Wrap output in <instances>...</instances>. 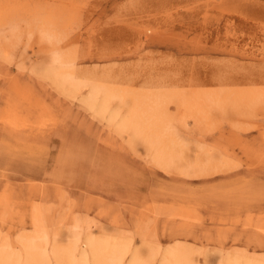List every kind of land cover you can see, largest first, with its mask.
Listing matches in <instances>:
<instances>
[{
    "label": "rangeland",
    "instance_id": "obj_1",
    "mask_svg": "<svg viewBox=\"0 0 264 264\" xmlns=\"http://www.w3.org/2000/svg\"><path fill=\"white\" fill-rule=\"evenodd\" d=\"M56 53L75 87L46 72ZM91 82L172 98L179 162L132 145L117 130L129 108L97 112ZM40 208L49 253L62 225L78 244L144 240L149 264L177 249L264 261V0H0V251L26 255Z\"/></svg>",
    "mask_w": 264,
    "mask_h": 264
},
{
    "label": "bare ground",
    "instance_id": "obj_2",
    "mask_svg": "<svg viewBox=\"0 0 264 264\" xmlns=\"http://www.w3.org/2000/svg\"><path fill=\"white\" fill-rule=\"evenodd\" d=\"M46 72L59 86L68 88L77 85L70 60L65 55L56 53L52 59L51 67ZM89 85L92 87L91 96L94 98L90 97L88 104L100 114L104 115L109 111L110 102L114 98H119L121 104L129 108L127 116L118 122L117 130L123 135H128L132 145H139L141 139L149 147H154L161 165H175L179 162L181 146L176 125L185 123L182 122L183 119L179 115L174 116L167 111L168 101L171 102L172 98L147 93L133 95L97 82H91ZM194 100L175 101L178 103H176L178 108L183 104L195 120H207L208 117L202 115L208 111L207 104L193 102ZM116 115L112 116V120L116 121ZM205 115H208V112H205ZM178 167L184 168L185 166L179 164ZM46 225L44 210L40 208L34 213V230L30 232L35 235L19 240L24 245L26 255H9L6 250H2L0 251V264H39L48 261L50 255V258L55 259L58 264H121L128 254L131 255L129 264H149L157 254L152 246H149L144 240L139 241L140 243L132 250L131 238L118 242L115 240L113 243L109 241V238L102 239L94 236L91 230L82 241L83 244H78V240L72 236L73 233L62 228V225L56 233V242L52 252L49 253L47 252ZM44 238L46 239L43 243ZM160 264H198V261L191 252L185 253L177 249L166 251ZM224 264H264V261L250 262L242 261L239 257L233 259L230 257Z\"/></svg>",
    "mask_w": 264,
    "mask_h": 264
}]
</instances>
